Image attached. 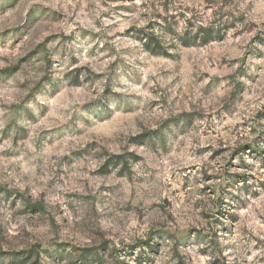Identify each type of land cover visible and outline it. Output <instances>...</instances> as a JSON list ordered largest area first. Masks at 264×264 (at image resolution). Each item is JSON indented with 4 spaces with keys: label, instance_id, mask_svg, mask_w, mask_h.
Returning a JSON list of instances; mask_svg holds the SVG:
<instances>
[{
    "label": "rangeland",
    "instance_id": "obj_1",
    "mask_svg": "<svg viewBox=\"0 0 264 264\" xmlns=\"http://www.w3.org/2000/svg\"><path fill=\"white\" fill-rule=\"evenodd\" d=\"M0 264H264V0H0Z\"/></svg>",
    "mask_w": 264,
    "mask_h": 264
},
{
    "label": "trees",
    "instance_id": "obj_2",
    "mask_svg": "<svg viewBox=\"0 0 264 264\" xmlns=\"http://www.w3.org/2000/svg\"><path fill=\"white\" fill-rule=\"evenodd\" d=\"M159 29L161 37L154 34L148 35L141 33L137 40L141 43L142 48L146 52L154 55L169 56L168 49L164 47L162 39H164L165 36L173 35V33L165 26L160 25ZM214 30L216 29L198 28L192 38L193 41L190 42L185 34L177 36L176 41L182 46L206 45L213 41L215 34L218 33V30Z\"/></svg>",
    "mask_w": 264,
    "mask_h": 264
}]
</instances>
